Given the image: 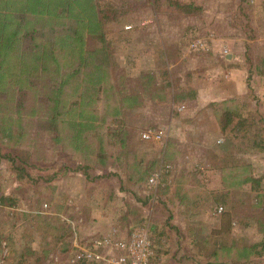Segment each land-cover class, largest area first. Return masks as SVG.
<instances>
[{
	"label": "rangeland",
	"instance_id": "1",
	"mask_svg": "<svg viewBox=\"0 0 264 264\" xmlns=\"http://www.w3.org/2000/svg\"><path fill=\"white\" fill-rule=\"evenodd\" d=\"M171 1L192 4L200 11L185 14L170 7L166 0H106L98 4L99 9L111 5L118 16L115 22L101 23L107 64L104 66L102 59L94 67L95 58L86 55L87 51L82 53L91 64L80 77L87 82L70 91L77 97L71 100L78 104L76 109L83 111L84 119L77 117L76 121L88 127L78 135V128L67 120V124H57L56 144L41 137L43 145L36 149V164H48L50 169L35 171H40L38 175L58 174L50 182L18 180L5 160L0 163V197L14 201L12 205L0 203V264H75L74 246H83L89 238L105 236L115 229L122 239L138 229L147 231L153 250L149 264H198L202 258L214 264H247L248 260L259 263L242 255L241 248L264 239V0ZM53 2L52 10L59 4L64 6L67 0ZM25 3L30 0H16V4ZM79 6H84L82 0L71 8ZM91 11L93 16L87 8L81 11V24L84 31L94 34L98 20L94 8ZM87 16L92 17L89 25ZM71 39L74 53L90 47V40L83 44L82 39L81 43ZM165 41L172 46L168 48L172 57L180 58L179 65H174L178 75L182 69L210 67L215 53L223 62L229 57L230 65L236 66L240 75L233 77L235 84L243 82V87L232 88L227 70L221 75L214 73L223 81L230 78L224 90L236 94L230 91L229 97L213 104L221 109L218 115L222 107L230 106L233 111L249 113L242 132L237 133L231 126L221 133L217 122L209 133L198 130L186 142L167 136L170 125L164 120L171 112L174 117L180 116L184 109L173 112L169 96H165V104L156 93L158 89L153 88L150 94L142 82L145 76H137L145 72H138L142 68L153 67L149 51L159 50ZM195 44L203 46L193 48ZM91 73L95 77L89 78ZM93 85L96 90L89 91ZM140 85L147 89L140 90ZM214 90L223 89L218 85ZM128 94L138 98L129 100ZM228 99L233 101L230 106L221 104ZM76 109L73 113H78ZM62 114L60 118L65 116ZM155 118L161 122L156 123ZM172 122L173 126H181L179 117ZM109 127L128 138L126 149H108ZM148 131H161V140L142 139ZM255 140L262 144V150L253 147ZM0 147L5 148L1 140ZM13 151L17 156L18 151ZM107 152L119 155L115 164L105 159ZM161 164L171 165L172 172L153 192L146 185L145 171L150 174ZM32 174L35 177L36 173ZM251 179H260L259 187ZM218 196L225 197L224 203L215 201ZM218 207H222L221 214L216 212ZM224 214L230 215V228H223L224 235L214 234L222 228ZM66 220L73 223L75 235ZM84 237L89 238L80 242Z\"/></svg>",
	"mask_w": 264,
	"mask_h": 264
},
{
	"label": "trees",
	"instance_id": "2",
	"mask_svg": "<svg viewBox=\"0 0 264 264\" xmlns=\"http://www.w3.org/2000/svg\"><path fill=\"white\" fill-rule=\"evenodd\" d=\"M79 1L67 0L64 6L59 4L58 7L52 10L51 8L55 4L53 0H30V3L22 5L16 4V0H0V140L2 146L5 147H0V163L5 160L9 164L11 175L18 180H28L34 183L38 180L50 182L55 179L58 175L56 173L38 175L37 172L40 171H35L41 168L40 170L47 172L50 169L48 164L43 167L36 164L39 163V158L35 153L36 149L39 150V147L43 145L41 137H46L51 145L56 144L59 141L57 124L61 125L67 120H71L73 126L78 128V135H81L83 128L88 127L87 123L76 121L77 117L82 120L84 116L81 115V112H83L81 109H76V106H78L76 101H71L77 97L70 91H76L74 87L82 84L84 86L85 81L87 82L85 79L80 80V77L86 74L87 66L91 65L88 56L83 57L86 51V55L93 56L97 61L94 67L102 59L104 61L103 65L107 64L108 49L106 48L105 34L101 23L115 22L118 13L111 5L106 4L103 9L98 8V4L106 0H82L84 6L72 10L71 5ZM156 1L154 0V2ZM166 1L170 7L185 14H196L197 11H200V8L192 4ZM86 8L92 16L91 9L94 8L97 16L98 31L94 34H91L88 30L84 31L85 28L81 24L83 21L80 14ZM54 15L59 16L58 18H61V20L57 21ZM87 17L85 20L89 25L92 17ZM47 23L52 25H46ZM57 23L60 24L57 25ZM71 37L78 42L82 39L83 44L85 40L86 43L90 40V47L87 50L82 47L77 53H74L75 49H72L73 40ZM93 44H96L97 47H94ZM262 65L264 66V61H262ZM87 76H89L88 72ZM92 77H95L94 73H91L89 78ZM74 79H76L75 83ZM143 82V85H147V88H149L154 79L151 76H145ZM147 88L142 87L143 91ZM126 89L129 93L130 89L128 87ZM91 90H96L95 85L89 88V91ZM128 97L129 100L138 98L136 95L129 94ZM69 102H72L73 109H71V106H67ZM230 103H233V101L228 99V101L221 104L230 106ZM74 108L78 113H73L75 112ZM222 108L224 110L219 115L220 108L217 109L216 107L213 110V112H216L215 117L221 115L218 119L219 131L223 133L232 126V129L234 128L237 133L242 132L247 122V116L250 114L246 113L244 115L242 112L233 111L231 106L230 109ZM61 113L65 115L62 118L59 117ZM117 132L118 130L108 128L107 147L108 149L121 148L123 151L126 149L128 138L125 135H117ZM59 134L61 133L59 132ZM257 138L258 135H255L254 139ZM253 147L258 149L257 151L263 149L262 144H258L257 140H255ZM13 150L18 151L17 156L12 154ZM42 152H46V149ZM118 158L119 155H112L108 152L105 154V159L112 164H115ZM164 164L161 165L165 166ZM32 173H36L35 177ZM146 174H149V170L145 171ZM251 181L259 187L260 179H251ZM160 187L158 186V188ZM224 199L225 197L218 196L215 201L224 203ZM0 203L2 205H12L14 201L1 196ZM222 218V228L214 230V234L224 235L222 233L223 228H225V231L230 228V215L224 214ZM140 223L141 221L137 222L136 225ZM261 225L264 235V224L261 223ZM241 250H243L242 255L257 259L259 261L257 264H261L264 257V239L259 243L243 246ZM201 260L197 261L198 264H214L207 261V258ZM246 263L256 264L250 260Z\"/></svg>",
	"mask_w": 264,
	"mask_h": 264
},
{
	"label": "crops",
	"instance_id": "3",
	"mask_svg": "<svg viewBox=\"0 0 264 264\" xmlns=\"http://www.w3.org/2000/svg\"><path fill=\"white\" fill-rule=\"evenodd\" d=\"M169 44L170 43H168L167 41L162 42L161 46L159 47V50L155 52L149 51V55L150 53L152 54L150 58L151 62L153 63V67L148 69L142 68L138 72H145H140L137 76L153 77L154 82L152 87L148 88L149 93L152 94L153 88H156L158 89L156 93L158 94L159 99L165 101V96H169L168 102L170 103V107L173 108V112H175L174 109L178 110V112L184 109L183 113H180V116L177 115L176 117L172 116L171 112L169 118L164 120V122L165 124L170 125V129L168 130L169 134L167 133V136H172L177 138L179 141L186 142V139H190L193 134H197L196 132H198V130L203 133H209L210 127H213L215 129V125L218 122V117L214 116L216 112H213V110H215L216 107L213 103L215 101H218V99H220L221 101L223 100V98H227L230 96L231 90H227L226 92L224 90L226 84L228 87V84L230 83V78L227 79L228 81H223L221 80V78L214 76V73L216 75H221L222 73H226L225 70H227L228 75L229 73L231 74V82L233 83L232 88H236L237 90L239 88L240 90L242 89L243 82H240L238 86L235 84V79H233V77L236 78L237 76H240L238 74V71L235 70L236 66H233V64L230 65L232 62H229V57L227 56L225 57L224 62L220 60V55H218V53H215V56L211 58L210 67L205 68L204 66H200V69L197 68L195 70L193 68L185 71H183L182 69L180 70L181 72L178 75V71H176L177 68H174V65H179L180 58H178L177 55L172 57L171 52H169L168 50V48L172 46ZM169 62L172 64H170ZM171 65H173V67ZM157 67H161L158 68L160 71L156 70ZM171 69H173V71H171ZM176 76H179L180 79L175 80L174 78H176ZM218 85H221L223 90L216 92L214 89ZM140 87V90H142V85H140ZM235 94V92L231 91V95ZM155 99H157V95L155 96ZM164 103L166 104V101ZM178 117L180 118L179 124L181 126H173V118ZM215 118L217 121L215 120ZM154 120H158L156 123L161 122L159 121V118H155ZM190 145L191 144H189L188 146ZM160 166L161 165L156 167L155 170L158 169ZM153 171H151V173ZM150 174L147 175L146 181ZM119 175L123 177L122 172ZM186 186L192 188V185ZM193 188L195 189V187ZM194 194L197 195L196 190ZM79 235L80 231H78V236ZM88 238L89 237H84L80 240V242L87 240ZM92 239V237L89 238V241ZM179 241L180 239L177 238V242ZM71 247L73 248V243H71ZM183 249L184 248H182V250Z\"/></svg>",
	"mask_w": 264,
	"mask_h": 264
},
{
	"label": "built area",
	"instance_id": "4",
	"mask_svg": "<svg viewBox=\"0 0 264 264\" xmlns=\"http://www.w3.org/2000/svg\"><path fill=\"white\" fill-rule=\"evenodd\" d=\"M202 46L201 44H195L193 48H202ZM161 137V131L153 133L148 131L142 134L144 140L159 141ZM171 172V165H161L149 175L147 187L154 192L158 189L162 178L168 176ZM216 212L221 214L222 207H218ZM66 222L71 226L75 235L73 223L69 220H66ZM117 233L119 232L115 229L113 233L94 238L83 246H75L77 251L72 262L75 264H149L153 250L146 230L133 231L124 239L119 237Z\"/></svg>",
	"mask_w": 264,
	"mask_h": 264
}]
</instances>
